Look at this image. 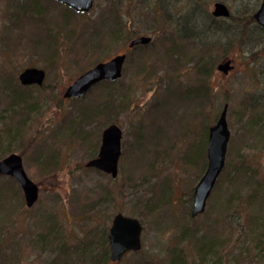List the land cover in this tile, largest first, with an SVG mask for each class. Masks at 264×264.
<instances>
[{"label":"rangeland","instance_id":"1","mask_svg":"<svg viewBox=\"0 0 264 264\" xmlns=\"http://www.w3.org/2000/svg\"><path fill=\"white\" fill-rule=\"evenodd\" d=\"M94 1L90 11L79 13L56 0H0V157L20 154L40 186L37 202L28 207L17 180L0 176L8 203H18L9 219L0 216V264H59L64 250L74 256L62 264H171L178 253L199 264L192 232L201 235L204 224L218 232L224 227L216 221L218 206H211L220 178L243 162L255 181L242 185V193L257 196L264 188V31L255 29L248 12L262 0H199L210 13L216 1L225 2L237 20L227 21L224 31L208 26L187 39L179 37L175 19L193 0H170L176 1L172 18L153 0ZM117 15L120 33L114 40L103 37L100 24ZM143 35L152 41L129 46ZM123 53L121 78L95 85L83 97H64L80 74ZM229 58L235 67L224 73L217 66ZM31 66L45 69L42 85L19 80ZM13 90L26 99L16 103ZM225 104L231 132L225 168L205 211L192 216L194 189L208 163L207 130L209 135ZM111 123L123 129L117 177L87 166ZM224 183L226 196L234 186ZM151 206L157 217L148 214ZM239 211L249 214V205ZM118 212L140 219L142 248L112 261L108 232ZM238 226H225V240L240 236L231 240L228 258L262 264L257 250L242 260L251 253L250 242Z\"/></svg>","mask_w":264,"mask_h":264},{"label":"water","instance_id":"2","mask_svg":"<svg viewBox=\"0 0 264 264\" xmlns=\"http://www.w3.org/2000/svg\"><path fill=\"white\" fill-rule=\"evenodd\" d=\"M68 5L77 12L90 11L94 0H57ZM212 14L216 17H229L231 10L222 1L214 3ZM255 20L264 26V0L253 14ZM151 36H138L130 43V47L139 44H148ZM127 54H117L107 61H102L94 67L80 74L66 89L64 97L80 98L86 95L92 87L104 80L115 81L122 77ZM233 59L229 58L218 64L217 68L224 73H229L234 68ZM46 78L43 68L31 66L23 69L19 74V80L23 85H42ZM228 104H225L217 121L210 126L207 144L208 163L205 172L194 189L192 216L203 213L207 201L215 187L219 176L226 164V155L231 132L227 121ZM123 129L117 123L106 126L102 132V142L98 156L89 160L87 166L95 167L100 171L117 177L119 174V160L122 154ZM0 175H8L17 180L21 185L26 204L33 206L40 193V186L28 175L23 158L18 153H11L0 159ZM143 224L139 218L118 212L112 221L108 232L111 247V260L120 261L130 251H138L142 248Z\"/></svg>","mask_w":264,"mask_h":264},{"label":"trees","instance_id":"3","mask_svg":"<svg viewBox=\"0 0 264 264\" xmlns=\"http://www.w3.org/2000/svg\"><path fill=\"white\" fill-rule=\"evenodd\" d=\"M153 4H159L161 5L164 10L166 9L169 17L172 18V12L173 10L170 9V6H175L176 1L172 2L170 0H153ZM170 1V2H169ZM203 1V0H202ZM257 5H253L252 7L250 6L249 8V13L250 17L252 20L253 18V13L256 11L258 8ZM69 8V7H68ZM235 15L231 14L229 17H216L212 13L208 12L204 7H202V4L200 5L199 0H193V3L191 4V7L186 11L182 12V14H179V16L175 19L176 20V25L177 28L179 29V37L181 39L191 37L192 35L199 36L201 34L202 29H205L208 26L213 27V31L219 30V31H224L226 29L227 21L230 19L232 20H237L234 19ZM113 19V20H112ZM111 19L108 18L107 20L103 21L100 24V27L102 29L103 37H106L109 35L111 40H114L116 38L115 34H119V30L123 27V24L120 20V18L117 15V18L115 16ZM254 23V21L252 22ZM240 24V23H239ZM238 24V26H239ZM256 24V23H255ZM111 25L114 26L112 29ZM195 26V27H194ZM242 26V25H240ZM249 28V26H247ZM224 29V30H223ZM255 29L262 30L264 31V27L259 25L258 23L255 25ZM204 31V30H203ZM241 32V31H239ZM115 33V34H114ZM50 44V42H49ZM174 44V43H173ZM136 46H145V45H136ZM134 46V47H136ZM180 53H183L182 50L179 51ZM145 54V53H143ZM171 54V53H170ZM186 57H189L187 52L184 53ZM167 55V54H166ZM172 56V54H171ZM190 57H193L190 56ZM149 58L146 57L145 59L143 58V66H145V62H148ZM210 67H205L203 69V72L208 76L210 73ZM108 80H104L99 82H107ZM109 82V81H108ZM112 82V81H111ZM97 84V85H98ZM93 88V87H92ZM208 89V87H207ZM197 90L195 91V93ZM204 92L206 93L205 95L208 94V91H206V88L204 87ZM12 99L17 103L22 102L26 98L24 96H27L26 93L21 92L19 90H13L12 93ZM109 95V94H108ZM208 125V124H207ZM208 141V130H207V136H206V145ZM205 148L203 147L202 151L200 153L203 154V150ZM44 153V152H42ZM1 159V157H0ZM243 162L234 169L233 174L230 172V176H225L224 180L221 182L222 177L217 183L215 192L217 193L215 196L214 202L211 204V206L214 208H217L218 206V211L219 216L217 217L216 221L217 222H224V227H220L218 223L219 232L214 231L213 226L204 224L205 226V232L201 233V235H197L196 232H192V241L194 242V246L198 244L196 248H198V252L200 254V263L199 264H205L208 263L209 260H212L213 263L217 264H233L234 256L232 255V258H228L231 255V240L234 242L238 239H240V236L235 237V235L232 233L230 236L233 238H228L229 240H225V233L228 230L226 225H230L231 230H234L232 227V224H239L240 232L245 231L246 235H248V238L246 242H250L248 244L249 250L251 253L248 256H241L242 260H249L250 257L253 256L252 251L257 250L258 255L264 257V188L262 192L260 193L259 190H256L257 193H260L261 195H257L254 193H249L247 196H245L242 191H243V186H246L248 183H253L255 181L254 179V174L253 172L248 169ZM1 176V175H0ZM227 177V178H226ZM254 179V180H253ZM230 181L233 183V188L231 191L225 196L224 194V189H225V183L224 181ZM243 185V186H242ZM243 187V188H242ZM7 191H5V186L0 185V197L5 198L6 205L3 207L0 206V216L6 214V219H9V215H11L14 211L17 210V204H9L8 203V196L6 195ZM245 196V198H244ZM20 198V197H18ZM247 199V200H246ZM256 199V200H254ZM18 202V201H17ZM22 202V196L21 200ZM247 203L250 208V213L249 214H241L240 212V207L242 206L243 203ZM151 209H147L149 215H153L157 217L156 214V209L154 206L150 207ZM150 210V213H149ZM241 219V222H240ZM3 218H0V222L3 221ZM239 222V223H238ZM243 223H247L246 226L248 228L242 229ZM203 226V228H204ZM199 228V227H198ZM213 228V229H212ZM197 229V228H196ZM195 230V229H194ZM218 230V228H217ZM204 231V230H203ZM216 232V233H215ZM234 232V231H233ZM231 233V231H230ZM197 236V237H196ZM235 243V242H234ZM234 246V245H232ZM74 253L69 250H64L60 256L58 257V262L59 264H62V259H71L73 258ZM104 258L107 259V254L104 253ZM233 259V260H232ZM171 264H188L187 263V258H186V253H178L174 254L172 256V260L170 262ZM65 264V263H64ZM264 264V261L262 262Z\"/></svg>","mask_w":264,"mask_h":264},{"label":"flooded vegetation","instance_id":"4","mask_svg":"<svg viewBox=\"0 0 264 264\" xmlns=\"http://www.w3.org/2000/svg\"><path fill=\"white\" fill-rule=\"evenodd\" d=\"M233 63H234V62H233ZM234 67H235V64H234ZM233 69H234V68H233ZM230 71H231V70H230ZM230 71H229V72H230Z\"/></svg>","mask_w":264,"mask_h":264}]
</instances>
